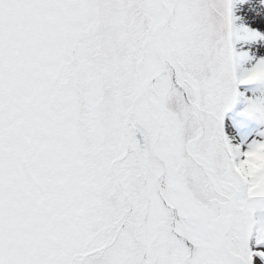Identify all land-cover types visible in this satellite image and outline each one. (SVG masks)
Returning a JSON list of instances; mask_svg holds the SVG:
<instances>
[{
  "label": "snow or ice",
  "instance_id": "snow-or-ice-1",
  "mask_svg": "<svg viewBox=\"0 0 264 264\" xmlns=\"http://www.w3.org/2000/svg\"><path fill=\"white\" fill-rule=\"evenodd\" d=\"M237 43L264 0H0V264H264V131L223 130L264 48Z\"/></svg>",
  "mask_w": 264,
  "mask_h": 264
},
{
  "label": "rangeland",
  "instance_id": "rangeland-1",
  "mask_svg": "<svg viewBox=\"0 0 264 264\" xmlns=\"http://www.w3.org/2000/svg\"><path fill=\"white\" fill-rule=\"evenodd\" d=\"M234 7V15H240ZM246 21L236 20L237 24L244 23ZM236 49L238 51L247 50L249 48H264V44L256 45H245L244 49H241L240 43L236 44ZM248 65H245L247 67ZM240 74V69H237V75ZM238 96L243 100L239 103L234 104L228 111L223 115V130L225 134L232 139L235 143L245 137L256 136L258 132L264 131V123H260L258 115L256 116H246L243 115V110L247 106V101L249 99H254L256 97L264 96V85L252 84L249 86L240 85L237 88ZM238 110V114H234L233 110Z\"/></svg>",
  "mask_w": 264,
  "mask_h": 264
},
{
  "label": "clouds",
  "instance_id": "clouds-1",
  "mask_svg": "<svg viewBox=\"0 0 264 264\" xmlns=\"http://www.w3.org/2000/svg\"><path fill=\"white\" fill-rule=\"evenodd\" d=\"M261 76V72L260 71H257L256 73H253L252 74V79H257L258 77H260ZM260 151H264V150H258V155H259V152Z\"/></svg>",
  "mask_w": 264,
  "mask_h": 264
}]
</instances>
